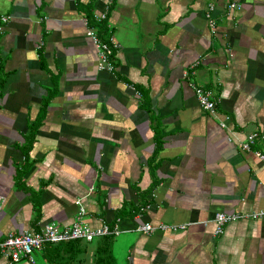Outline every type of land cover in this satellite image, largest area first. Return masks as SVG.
Listing matches in <instances>:
<instances>
[{
  "label": "crops",
  "instance_id": "1",
  "mask_svg": "<svg viewBox=\"0 0 264 264\" xmlns=\"http://www.w3.org/2000/svg\"><path fill=\"white\" fill-rule=\"evenodd\" d=\"M226 1L0 0V239L71 225L80 198L84 223L118 230L112 264H264V216L213 234L216 212L264 211V0ZM101 23L110 71L86 35L106 42ZM143 222L186 227L145 234ZM102 244L45 245L32 264H93Z\"/></svg>",
  "mask_w": 264,
  "mask_h": 264
},
{
  "label": "built area",
  "instance_id": "2",
  "mask_svg": "<svg viewBox=\"0 0 264 264\" xmlns=\"http://www.w3.org/2000/svg\"><path fill=\"white\" fill-rule=\"evenodd\" d=\"M239 4L233 1H226V10L228 12L238 10ZM206 11L204 14L207 26L211 33L214 32L215 22L212 16L214 11V4L208 3L205 7ZM101 14L99 18H102ZM7 19V16L0 15V24H3ZM86 35L90 37L92 43L96 48L97 53V68L103 70H111L113 63L111 55L113 49L116 46L112 36L108 37L107 42H102L95 35V31L92 28H87ZM194 96L198 103V106L210 115H215V102L212 98L210 90L195 86L193 88ZM219 125L224 127V123L220 122ZM256 137L255 133H251L246 136L245 140L240 145L241 150H248L249 145L253 142ZM263 158V156H259ZM77 205V212L75 220L71 225L60 228L53 223H44L40 226L37 231L24 230L21 233H7L2 239H0V256L9 261L15 262L20 259H25L28 263H33V253L39 251L47 244H53L67 240H84L90 241L97 237L115 235L118 233L117 228L109 227L106 224H101L97 227H90L83 222L85 214L84 207L80 202V198L75 201ZM264 216V211H247V212H216L213 216L214 229L213 234H220L223 230V226L231 221L236 220H247L256 219ZM186 224L176 223H157L152 225L148 222H143L138 225L135 229L141 233H151L154 231H168L175 232L183 230Z\"/></svg>",
  "mask_w": 264,
  "mask_h": 264
},
{
  "label": "trees",
  "instance_id": "3",
  "mask_svg": "<svg viewBox=\"0 0 264 264\" xmlns=\"http://www.w3.org/2000/svg\"><path fill=\"white\" fill-rule=\"evenodd\" d=\"M99 33L102 34L103 36V40H105L107 42L108 37L110 36V31L108 29H106L105 27V23H101L98 27ZM1 74V71H0ZM2 77H0V82H1ZM45 108V101L44 103L41 105L40 107V111L37 114L36 118L30 123L29 125V131H28V136H26L24 138V142L22 144V148L24 150V152H27V150L30 148V145L32 143V137L34 135V131L36 130L38 123L43 115V109ZM25 162H23V166L24 165H29L30 162H28L27 159V154L24 156ZM22 173V172H20ZM119 214H122L121 211H118ZM111 235H107V236H102L99 237L101 238V241L103 242V244L96 250V254L93 260V264H112V257H111V253L109 251V239H110ZM72 241H80V240H67L64 241L65 242H72ZM82 241V240H81ZM49 245H53V244H47V246Z\"/></svg>",
  "mask_w": 264,
  "mask_h": 264
}]
</instances>
